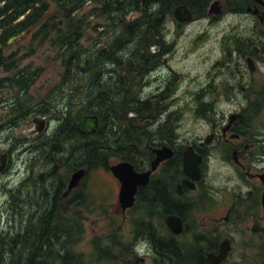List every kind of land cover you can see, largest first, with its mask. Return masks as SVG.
<instances>
[{
	"label": "flooded vegetation",
	"instance_id": "af4514ba",
	"mask_svg": "<svg viewBox=\"0 0 264 264\" xmlns=\"http://www.w3.org/2000/svg\"><path fill=\"white\" fill-rule=\"evenodd\" d=\"M180 6L192 13L190 21L175 19ZM136 13L157 14L159 35L115 43L105 55L82 53L77 68H65L60 58L66 55H56L58 79L39 98L34 88L44 69L26 63L36 49L10 51L30 30L0 43V252L21 251L38 235L82 232L90 173L83 166V136L89 133L75 105L83 106V85L96 84L100 93L111 89L115 105L131 109L132 124L141 127L129 139L139 154L137 172L151 171L155 150L172 153L136 196V203L141 193L150 201L149 218L160 216L165 228L137 242L136 230L132 239L115 238L107 248L119 250L117 264H264V0H142L131 22ZM230 15L251 25L232 26L208 42L193 39L194 52L178 58L186 28L217 25ZM191 55L197 59L187 79L176 63ZM95 56L107 59L93 77ZM187 113L193 132L185 131ZM188 150L201 157L199 179L186 173ZM215 166L225 173L220 181ZM83 168L87 176L69 190ZM169 216L181 219V233L168 227ZM141 246L143 255L135 250Z\"/></svg>",
	"mask_w": 264,
	"mask_h": 264
},
{
	"label": "trees",
	"instance_id": "16d2710c",
	"mask_svg": "<svg viewBox=\"0 0 264 264\" xmlns=\"http://www.w3.org/2000/svg\"><path fill=\"white\" fill-rule=\"evenodd\" d=\"M141 4L142 0H0V43L8 45L11 38L34 31L31 47L48 46L57 55H66L57 57L65 68H77L82 52L105 55L113 52L115 43L122 44L133 37L152 40L159 35L160 19L155 13H141L138 19L130 21L131 13L140 11ZM91 17L100 19L101 23L93 24ZM90 29L98 31L101 37L95 40L92 48L83 50L81 40ZM106 59L105 56L93 58L90 67L93 77ZM75 110L77 117L96 115L100 120L96 132L83 136V166L89 172L110 169L114 158L138 168L136 157L139 154L129 145V139L132 133L139 134L141 127L132 124L131 109L115 105L111 89L100 93L96 84L88 88L83 85V106L75 105ZM149 202L141 193L135 207L128 211L130 215L135 214L132 223L140 241L151 231L165 228L160 216L149 218ZM76 234L77 231L66 237L38 235L37 241H28L21 251L15 246L10 251H1L0 264H83V255L75 251L80 237ZM117 237L116 234L111 237V245L117 244L114 240ZM118 245L120 247L121 243ZM140 245L145 244L142 241ZM104 253V261L118 263L114 252L106 250Z\"/></svg>",
	"mask_w": 264,
	"mask_h": 264
},
{
	"label": "rangeland",
	"instance_id": "374dc122",
	"mask_svg": "<svg viewBox=\"0 0 264 264\" xmlns=\"http://www.w3.org/2000/svg\"><path fill=\"white\" fill-rule=\"evenodd\" d=\"M140 16L141 13H136L134 18L138 19ZM91 20H93V24L101 23L100 19H93L91 17ZM244 22H246L245 18L230 15L220 21L217 25L209 26L195 23L189 26L184 30V34L181 35V37H183L180 40L178 58H183L186 52H194L197 46L193 42V39L199 38L197 42L202 43L201 38H204L208 42L211 38L214 39L222 36L224 32H228V29L232 26H243L246 24L251 25V21L248 23ZM33 33L34 31H30L24 34L21 39L17 40V45L13 46L10 51L19 50L22 54L28 52L29 46L33 43ZM100 37L101 34H99L98 31H93L92 29L88 30L81 40L83 50L92 48V44ZM207 48H209V46H207ZM35 51L36 56L28 59L26 63L34 61L38 67H42L44 69L43 74L39 77L35 86L36 88H34L35 93L39 98L40 96H45L47 91L53 86V84L56 83L58 79L56 70L60 69V61L54 59L57 55L56 51L48 46H38ZM196 59L197 55H191L190 57H186L184 62L181 61V63H176V67L180 71L184 72L187 79H192L193 77L194 73L192 71L196 64ZM176 62H179V60ZM31 94L33 95V93ZM186 118L188 119L185 120L187 122L185 125V131L193 132L194 125L191 123L193 116L187 113ZM118 162L119 159L114 158L111 160V165H115ZM212 174L217 175L218 181L222 180L225 175L221 169L219 171L218 166L214 167V172ZM118 185L117 180L107 168L94 170L90 172L87 177L86 185L84 186V195L86 196V200L83 204V228H81L82 232L80 234H78V232L76 234L77 237H79L78 235H80V237L77 239L78 244L77 248H75L77 253L83 255V264H109L108 261L103 260H106V258H103L106 250H108V252H114L116 256L119 254V250L116 251L115 249L107 248V246L111 245L110 239L113 236V232H116V230H120V233L117 234L120 239H132L133 237H131V234L133 233L135 235V229L132 223V219L134 220L135 214L130 215L128 212L123 213L120 208V204L118 202L120 186L118 188ZM70 225H72V222ZM93 231L97 232H95L97 236H94ZM100 234H103V236ZM134 241H138L137 236H135ZM103 247H105V250ZM138 250L142 253V255L146 252V249L143 246L138 248ZM124 262L121 261L120 264H130L127 261Z\"/></svg>",
	"mask_w": 264,
	"mask_h": 264
},
{
	"label": "water",
	"instance_id": "95a60500",
	"mask_svg": "<svg viewBox=\"0 0 264 264\" xmlns=\"http://www.w3.org/2000/svg\"><path fill=\"white\" fill-rule=\"evenodd\" d=\"M174 14L175 19L180 22L190 21L193 17L192 13L186 6L177 7L175 9ZM80 65L81 67H85L86 54H84V57L81 59ZM98 126V116L87 115L83 118L81 129L85 133H94L97 131ZM169 151L170 149L167 147L155 150L157 158L152 164L151 171L148 172H137L135 167L129 162H121L110 167L112 175L117 178L121 184L119 193V204L123 213H126L128 210L132 209L135 206L138 188L147 185L150 181L152 172L157 169L158 165L172 156V153H169ZM200 163L201 157L196 155L193 150H188L186 152L185 170L187 174L193 176L195 179H199L201 175ZM87 174L88 171L85 168L76 171L71 178L69 190L76 188L80 184L81 180L87 176ZM166 223L168 227L172 229L176 234L181 233L183 225L180 218L176 216H169L166 220Z\"/></svg>",
	"mask_w": 264,
	"mask_h": 264
}]
</instances>
